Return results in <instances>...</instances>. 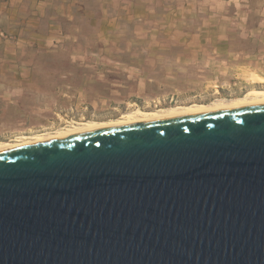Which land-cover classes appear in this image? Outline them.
<instances>
[{"label": "water", "instance_id": "1", "mask_svg": "<svg viewBox=\"0 0 264 264\" xmlns=\"http://www.w3.org/2000/svg\"><path fill=\"white\" fill-rule=\"evenodd\" d=\"M0 264H264V103L0 149Z\"/></svg>", "mask_w": 264, "mask_h": 264}, {"label": "rangeland", "instance_id": "2", "mask_svg": "<svg viewBox=\"0 0 264 264\" xmlns=\"http://www.w3.org/2000/svg\"><path fill=\"white\" fill-rule=\"evenodd\" d=\"M85 2L88 11L75 31L26 25L23 34L0 32V143L132 117L139 108L207 104L264 89L246 80L252 71L264 77V0L193 2L190 14L168 24L154 15L147 23H114L111 5ZM208 27L216 41L233 32L228 68L205 70L200 55L197 63L165 64L163 71L133 68L131 61L173 55L170 47L204 44Z\"/></svg>", "mask_w": 264, "mask_h": 264}, {"label": "crops", "instance_id": "3", "mask_svg": "<svg viewBox=\"0 0 264 264\" xmlns=\"http://www.w3.org/2000/svg\"><path fill=\"white\" fill-rule=\"evenodd\" d=\"M204 1L226 5L238 0H97L96 4L100 6L111 5L113 9L111 14L115 17L112 19L114 23H116V19L117 22L139 20L147 23L150 20L149 17L154 15L168 24L169 20L176 21L183 19L185 14H190L191 7H193L190 4L193 2V4L201 5ZM86 4L85 0H0V32L11 35L23 34L28 25H39V27L47 29L48 32L75 31L78 29L76 27H78L77 23L80 22L82 13L86 14L88 11ZM26 6L35 7L33 11H26L24 10ZM159 7H163V9L160 10ZM178 23L175 25L176 28H178ZM208 29L209 27L206 28L207 38L204 44L186 45L182 47L181 51L177 47H170L167 49L169 50L167 53H172L171 56L145 58L131 61V64L135 69L146 68L163 71L165 64H176L184 61L197 63L199 62L198 55H200L199 59L204 61L205 70H211L212 73H215L217 69L228 68L226 60H229L228 57L232 58L228 55L234 54L236 48L231 41L233 32L223 34L220 40L216 41L215 36H210ZM164 49L166 48H160L163 50L162 53H164ZM144 75L146 76L145 73ZM152 79L156 80V78H149L148 80L151 81Z\"/></svg>", "mask_w": 264, "mask_h": 264}, {"label": "bare ground", "instance_id": "4", "mask_svg": "<svg viewBox=\"0 0 264 264\" xmlns=\"http://www.w3.org/2000/svg\"><path fill=\"white\" fill-rule=\"evenodd\" d=\"M248 82L251 83H264V77L260 74L252 71L251 74L246 78ZM254 102H262L264 103V89H255L248 96H243L237 99H223L219 102L207 103V104H193L190 106H179L176 108H168L154 111H143L140 108L134 111V116L132 117H124L114 121H86L79 122L75 125L67 126L63 129L55 131L53 133L41 134L32 137H24L25 139L14 141V142H2L0 143V149H4L11 146L28 144L39 142L43 140H48L52 138H57L65 135H70L74 133H79L82 131H86L89 129L101 127V126H112V125H120L126 124L130 122H136L141 120L160 118L165 116L198 112V111H206L213 110L219 108H225L230 106L254 103Z\"/></svg>", "mask_w": 264, "mask_h": 264}]
</instances>
